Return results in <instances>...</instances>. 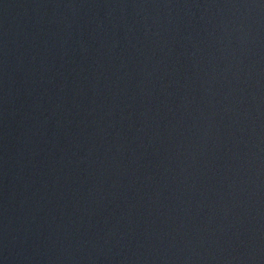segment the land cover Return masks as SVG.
<instances>
[{"label":"water","instance_id":"obj_1","mask_svg":"<svg viewBox=\"0 0 264 264\" xmlns=\"http://www.w3.org/2000/svg\"><path fill=\"white\" fill-rule=\"evenodd\" d=\"M0 264H264V0H0Z\"/></svg>","mask_w":264,"mask_h":264}]
</instances>
